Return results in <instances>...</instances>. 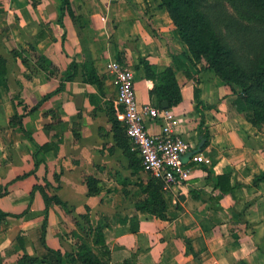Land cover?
I'll list each match as a JSON object with an SVG mask.
<instances>
[{"label": "crops", "instance_id": "0c3cea01", "mask_svg": "<svg viewBox=\"0 0 264 264\" xmlns=\"http://www.w3.org/2000/svg\"><path fill=\"white\" fill-rule=\"evenodd\" d=\"M78 1L70 0L74 18L65 13L61 25L59 0H0V211L6 215L0 217V264H16L24 255L54 263L51 251L61 253L62 264H81L66 258L76 240L104 264H264V182L253 184L264 172L260 129L235 112L230 93L203 63L196 68L181 57L184 47L159 0ZM116 53L133 72L139 104L153 105V84L135 69L139 57L160 69L173 66L175 57L199 82L203 124L194 110V83L182 71H176L182 102L170 111L191 154L211 164L188 163L190 180L162 194L165 220L136 210L148 174L129 167L113 138L107 112L117 93L108 65ZM73 60L93 66L99 89L84 82L80 66L73 80H63ZM201 126L208 132L203 150ZM146 129L157 134L161 123L148 120ZM43 145L49 149L37 155L36 167L34 153ZM208 170L229 176L236 187L231 195L206 182ZM38 186L66 203L65 209L49 207L44 244ZM98 226L109 253L104 257L86 240Z\"/></svg>", "mask_w": 264, "mask_h": 264}, {"label": "trees", "instance_id": "16d2710c", "mask_svg": "<svg viewBox=\"0 0 264 264\" xmlns=\"http://www.w3.org/2000/svg\"><path fill=\"white\" fill-rule=\"evenodd\" d=\"M61 4L59 23L65 13L74 18L70 9V0H59ZM164 7L175 27V33L184 47V57L193 66L203 63V68L211 71L223 85L230 87L228 99L237 114L242 115L252 126L264 125V0H159ZM65 33L62 35L64 39ZM117 62L121 63L119 53H116ZM44 60V59H42ZM48 67L55 68L50 61L44 60ZM5 61L0 59V82L5 73ZM172 65L158 68L150 64L145 58L139 57L135 69L141 71L144 79L153 84L149 90V98L153 107L162 109V103H167V111L178 106L182 102L180 86L176 78V71L181 70L185 77L192 80L194 110L200 113L203 124L202 108H206L200 99L199 82L189 74L186 67L175 58ZM79 66L85 83L93 84L98 89L101 79L90 63L79 65L73 60L64 72L63 80L71 81L78 75ZM56 91L45 95L35 108L47 100ZM34 108V109H35ZM109 122L112 126L113 138L123 155L129 162V167L134 172L144 170L141 159L136 152H132L130 143L125 134V128L120 116L122 108L117 104H110L107 112ZM199 150H203L208 142V132L203 126L200 127ZM48 145L37 146L34 153L35 165L40 161L37 155L46 152ZM148 174V173H147ZM55 179L58 180L55 174ZM206 182H211L213 188L222 196L231 195L236 188L231 186L228 175H215L211 170L207 171ZM264 182V172L254 178L253 184ZM88 194L94 195L98 192L95 181L86 179ZM45 205L43 211L42 236L44 244L45 229L47 227L48 210L51 205L66 208L55 195L48 197L44 189L36 187ZM145 197L135 204L136 210L144 211L158 219H166V203L158 180L148 174L147 183L143 188ZM32 196V195H31ZM6 216L0 211V217ZM81 218H85L82 216ZM130 231L136 233L138 226H131ZM86 240L91 242L98 250L101 257L108 255L102 227H92ZM18 241H20L18 239ZM56 256L54 263L45 259L29 258L24 255L16 264H62V255L51 251ZM66 258L74 263L81 264H104L97 255L88 250L86 246L75 241L73 254Z\"/></svg>", "mask_w": 264, "mask_h": 264}, {"label": "built area", "instance_id": "2783aa9c", "mask_svg": "<svg viewBox=\"0 0 264 264\" xmlns=\"http://www.w3.org/2000/svg\"><path fill=\"white\" fill-rule=\"evenodd\" d=\"M108 69L117 93L116 102L123 111L122 123L131 151L141 159L144 171L160 182L163 193L190 180L192 171L188 163L211 164L202 155L191 154L189 144L175 133L179 121L171 111L138 103L131 70L117 61L110 62ZM148 120L159 121L161 131L149 133Z\"/></svg>", "mask_w": 264, "mask_h": 264}, {"label": "rangeland", "instance_id": "374dc122", "mask_svg": "<svg viewBox=\"0 0 264 264\" xmlns=\"http://www.w3.org/2000/svg\"><path fill=\"white\" fill-rule=\"evenodd\" d=\"M77 0H75V2H76ZM82 2V0H79L78 2ZM179 40V39H178ZM180 42V41H179ZM180 45H181V43H180ZM184 51L182 50V52H181V57H183L184 55V53H183ZM201 68L203 67V65L202 64H200L199 65ZM196 67V66H195ZM197 68V67H196ZM198 70V69H197ZM178 71H181V70H178ZM224 87L226 88L225 89V92L226 93H230V87L229 86H227V85H224ZM238 115H240V114H238ZM244 120H245V118L242 116V115H240ZM260 130V132L264 135V125H261V126H257ZM142 172H143V170H142Z\"/></svg>", "mask_w": 264, "mask_h": 264}, {"label": "water", "instance_id": "95a60500", "mask_svg": "<svg viewBox=\"0 0 264 264\" xmlns=\"http://www.w3.org/2000/svg\"><path fill=\"white\" fill-rule=\"evenodd\" d=\"M162 109H164V110L167 109V103H166V102H163V103H162Z\"/></svg>", "mask_w": 264, "mask_h": 264}]
</instances>
